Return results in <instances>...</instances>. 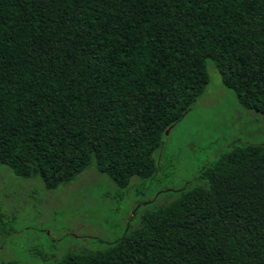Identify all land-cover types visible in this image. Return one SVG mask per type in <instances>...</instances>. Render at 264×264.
I'll return each mask as SVG.
<instances>
[{"label": "trees", "instance_id": "obj_1", "mask_svg": "<svg viewBox=\"0 0 264 264\" xmlns=\"http://www.w3.org/2000/svg\"><path fill=\"white\" fill-rule=\"evenodd\" d=\"M208 60L264 114V0H0V164L47 191L94 168L146 196ZM167 194L113 243L45 264H264V145L221 151Z\"/></svg>", "mask_w": 264, "mask_h": 264}, {"label": "rangeland", "instance_id": "obj_2", "mask_svg": "<svg viewBox=\"0 0 264 264\" xmlns=\"http://www.w3.org/2000/svg\"><path fill=\"white\" fill-rule=\"evenodd\" d=\"M207 72L203 94L162 137L154 155L161 170L146 196L139 195L138 180L119 190L94 168L47 191L40 181L18 178L0 164V264L13 259L45 264L47 256L56 259L67 252L97 249L98 240L113 243L129 215L137 227L141 208L169 202L173 195L167 191L196 181L200 169L221 151L243 143L264 145V114L240 106L212 60L207 61Z\"/></svg>", "mask_w": 264, "mask_h": 264}]
</instances>
